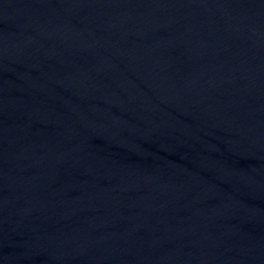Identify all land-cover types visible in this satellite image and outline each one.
Masks as SVG:
<instances>
[{
  "label": "water",
  "instance_id": "95a60500",
  "mask_svg": "<svg viewBox=\"0 0 264 264\" xmlns=\"http://www.w3.org/2000/svg\"><path fill=\"white\" fill-rule=\"evenodd\" d=\"M0 264H264V0H0Z\"/></svg>",
  "mask_w": 264,
  "mask_h": 264
}]
</instances>
